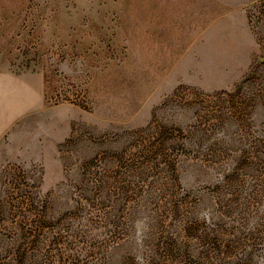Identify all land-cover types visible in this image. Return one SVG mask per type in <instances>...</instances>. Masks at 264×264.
Segmentation results:
<instances>
[{"label":"rangeland","instance_id":"374dc122","mask_svg":"<svg viewBox=\"0 0 264 264\" xmlns=\"http://www.w3.org/2000/svg\"><path fill=\"white\" fill-rule=\"evenodd\" d=\"M0 264H264V0H0Z\"/></svg>","mask_w":264,"mask_h":264},{"label":"crops","instance_id":"0c3cea01","mask_svg":"<svg viewBox=\"0 0 264 264\" xmlns=\"http://www.w3.org/2000/svg\"><path fill=\"white\" fill-rule=\"evenodd\" d=\"M42 98L37 82L0 73V139L36 111Z\"/></svg>","mask_w":264,"mask_h":264}]
</instances>
